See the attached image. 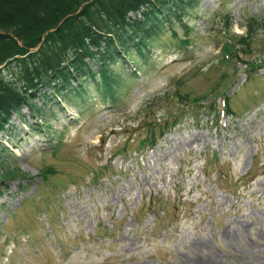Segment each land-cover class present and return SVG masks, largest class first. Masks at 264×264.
Returning <instances> with one entry per match:
<instances>
[{
  "label": "rangeland",
  "instance_id": "1",
  "mask_svg": "<svg viewBox=\"0 0 264 264\" xmlns=\"http://www.w3.org/2000/svg\"><path fill=\"white\" fill-rule=\"evenodd\" d=\"M174 17L146 60L111 65L107 97L39 92L38 119L12 115L0 264H264V0H183Z\"/></svg>",
  "mask_w": 264,
  "mask_h": 264
},
{
  "label": "trees",
  "instance_id": "2",
  "mask_svg": "<svg viewBox=\"0 0 264 264\" xmlns=\"http://www.w3.org/2000/svg\"><path fill=\"white\" fill-rule=\"evenodd\" d=\"M182 3L0 0V43L5 42L0 46V64L13 47L20 49V54L28 53L16 59L23 69L21 76L1 83L0 134L8 130L13 114L26 121L24 106L37 119L49 99L58 103L66 98L81 107L77 99L88 98L92 84L107 97L111 91V65L129 64L131 52L146 60L149 37L159 32L165 20L172 22ZM19 41L24 44L21 48ZM39 92L47 102L40 106L34 102Z\"/></svg>",
  "mask_w": 264,
  "mask_h": 264
}]
</instances>
